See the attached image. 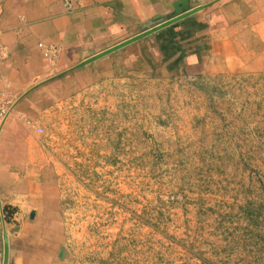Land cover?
<instances>
[{
	"label": "rangeland",
	"instance_id": "1",
	"mask_svg": "<svg viewBox=\"0 0 264 264\" xmlns=\"http://www.w3.org/2000/svg\"><path fill=\"white\" fill-rule=\"evenodd\" d=\"M187 19L42 102L68 264H264V45L184 68Z\"/></svg>",
	"mask_w": 264,
	"mask_h": 264
},
{
	"label": "crops",
	"instance_id": "2",
	"mask_svg": "<svg viewBox=\"0 0 264 264\" xmlns=\"http://www.w3.org/2000/svg\"><path fill=\"white\" fill-rule=\"evenodd\" d=\"M201 7L164 50L184 68L264 45V0H0V91L14 105L0 122V264L7 246L8 264H68L55 175L35 149L42 102L94 55Z\"/></svg>",
	"mask_w": 264,
	"mask_h": 264
},
{
	"label": "water",
	"instance_id": "3",
	"mask_svg": "<svg viewBox=\"0 0 264 264\" xmlns=\"http://www.w3.org/2000/svg\"><path fill=\"white\" fill-rule=\"evenodd\" d=\"M205 8L206 7H201V8L195 9L193 11H190V12H188L186 14H183V15L175 18V19H172V20L167 21L165 23H161L159 25H155V26H154V24L147 25L144 28L145 29L144 33L138 35L137 37H135V38H133V39L127 41V42H124V43H122L120 45H117L116 47H114L112 49H109L108 51H105V52H103V53H101L99 55H96V56L90 58L86 62L82 63L79 67H83V66H86L88 64H91L92 62H94V61H96V60H98L100 58H103L104 56H107V55H109L111 53H114V52H116L117 50H119V49H121L123 47H126V46H128L130 44H133V43H135L137 41H140V40H142V39H144V38H146V37H148V36H150V35H152V34H154L156 32H159V31L165 29V28H168V27H171V26H175L177 23H179V22H181V21H183V20H185V19L197 14L198 12L203 11ZM8 263H9V246H7V249H6V261H5V264H8Z\"/></svg>",
	"mask_w": 264,
	"mask_h": 264
},
{
	"label": "built area",
	"instance_id": "4",
	"mask_svg": "<svg viewBox=\"0 0 264 264\" xmlns=\"http://www.w3.org/2000/svg\"><path fill=\"white\" fill-rule=\"evenodd\" d=\"M14 105L8 100L3 99V96H1L0 91V122L1 124L5 123L6 120L10 117L12 111H13ZM4 217V208H3V202L0 198V221H2Z\"/></svg>",
	"mask_w": 264,
	"mask_h": 264
}]
</instances>
